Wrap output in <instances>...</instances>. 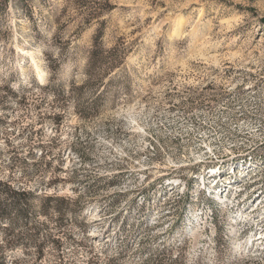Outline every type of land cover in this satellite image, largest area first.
<instances>
[{
  "label": "rangeland",
  "instance_id": "1",
  "mask_svg": "<svg viewBox=\"0 0 264 264\" xmlns=\"http://www.w3.org/2000/svg\"><path fill=\"white\" fill-rule=\"evenodd\" d=\"M0 180L7 264H264V0H0Z\"/></svg>",
  "mask_w": 264,
  "mask_h": 264
},
{
  "label": "trees",
  "instance_id": "2",
  "mask_svg": "<svg viewBox=\"0 0 264 264\" xmlns=\"http://www.w3.org/2000/svg\"><path fill=\"white\" fill-rule=\"evenodd\" d=\"M96 16H98L96 13H89V17L88 18H96ZM90 19H87V23L90 22ZM97 42V35L94 39V44ZM98 47H96V45H94L92 47V50L89 52L88 55V66L86 68V75H88L89 77L94 78L95 76L93 75V69H95L94 67L97 66H102L103 64L106 65L105 70H103V72H98L99 77H97L96 79V83L94 84H99L102 80V77H104V75L109 74V70L114 68V67H118V65H120L123 60H124V56H125V49L126 47L123 46V44L121 46H113L110 48V50L108 51V55H103L102 52L100 53V51L97 49ZM96 70V69H95ZM91 71V72H90ZM90 72V73H89ZM10 163L12 165H16V158H11L9 159ZM27 193H25L23 190L22 191H16V188L14 187V185H12L11 183H9L8 181H1L0 180V223L1 220H8L11 216V214L14 212L15 214V218L16 219V213L19 214V217H24L26 218V209L28 207V205L30 204L29 198L27 197ZM51 198H47L46 201H49ZM60 210V208L58 209ZM11 229H15V223L12 222L10 225ZM48 240V239H47ZM52 242H55V244L57 245L56 240H52ZM9 246H13L16 245V242H6ZM1 247V246H0ZM0 264H7V259L5 257V255L0 254ZM14 264H17L16 262H14ZM156 264H174V261H170L168 262H164L159 260Z\"/></svg>",
  "mask_w": 264,
  "mask_h": 264
},
{
  "label": "bare ground",
  "instance_id": "3",
  "mask_svg": "<svg viewBox=\"0 0 264 264\" xmlns=\"http://www.w3.org/2000/svg\"><path fill=\"white\" fill-rule=\"evenodd\" d=\"M261 222H262V221H261ZM261 222H260V223H261ZM259 238H260V237H259Z\"/></svg>",
  "mask_w": 264,
  "mask_h": 264
}]
</instances>
